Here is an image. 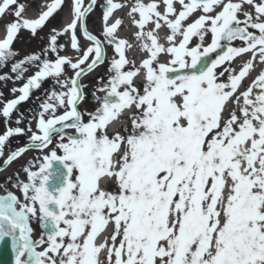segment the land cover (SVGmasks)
<instances>
[{"label": "snow or ice", "instance_id": "snow-or-ice-1", "mask_svg": "<svg viewBox=\"0 0 264 264\" xmlns=\"http://www.w3.org/2000/svg\"><path fill=\"white\" fill-rule=\"evenodd\" d=\"M64 7L69 22L51 25ZM96 7L50 0L26 18L22 0H0L12 264H264V0H104L99 34L87 27ZM125 8L131 39L113 19ZM22 30L38 51L13 47ZM106 62L81 111L82 78Z\"/></svg>", "mask_w": 264, "mask_h": 264}, {"label": "rangeland", "instance_id": "rangeland-1", "mask_svg": "<svg viewBox=\"0 0 264 264\" xmlns=\"http://www.w3.org/2000/svg\"><path fill=\"white\" fill-rule=\"evenodd\" d=\"M22 2L26 3L27 5V10L30 13H38L39 12V8H41L43 5L47 4L48 2H50V0H22ZM104 2V0H101L100 2H97V7L93 9L92 11V15L88 16L87 19V27L90 28L91 32H93L94 34H99V30L97 29L96 23L95 21H97L98 19L95 18L98 17L99 20L101 21V16H102V12L99 9V5L102 4ZM67 7H64L61 11L58 12V14L55 15V18L51 21V25H55L58 28L60 27V23H61V18L62 15L64 13V10ZM12 17L10 15H7L3 18L4 21H11ZM100 23V22H99ZM101 25V23H100ZM4 24L0 23V27L1 29L4 28ZM47 28L44 30V32H47ZM2 31V30H1ZM44 32H40L39 36L43 37L44 36ZM13 47L15 49H18L20 51L21 56L24 55V53H30V52H35L38 51L41 47V39L38 38H31L29 35V32L27 30H22L18 36V38L16 39V41L14 42ZM107 50H112L111 48H107ZM98 68H100V71H96L95 73H90L87 76H84L82 78V81L85 85H87L88 87H93L97 84V77L99 76H104L106 74V69H107V62L105 65H101ZM5 71H7V69H5ZM69 75H71V70L69 69ZM20 83V82H18ZM22 84V83H21ZM13 86V84L11 82H9L7 84V86H3L2 84H0V90H2L4 92V96L6 98H11V95L9 94V89ZM89 107L93 108L94 106L92 104L88 105ZM80 110L85 109V105H80ZM0 125H2L3 128V124L0 123ZM22 126V125H21ZM2 130V129H1ZM32 153H28V156H31ZM23 161H21L22 163ZM17 165H13V167H16ZM9 172L11 171V169L8 170ZM5 173L0 172V181L3 180ZM0 193H3V189H0ZM38 231V230H37Z\"/></svg>", "mask_w": 264, "mask_h": 264}, {"label": "bare ground", "instance_id": "bare-ground-1", "mask_svg": "<svg viewBox=\"0 0 264 264\" xmlns=\"http://www.w3.org/2000/svg\"><path fill=\"white\" fill-rule=\"evenodd\" d=\"M100 1H101V0H97V2H100ZM87 3H89V0H85V4H87ZM43 6H44V5H43ZM43 6H42V7H43ZM42 7H41V9H42ZM126 12H127V9H126V8H125V9H121V10L116 11L115 14H114L113 19H115L116 17H120V18L123 19V21H124V26L121 27V28L119 29V31H118V35L121 36V37L128 36V37L131 39V37H130V33L134 32V31H135V28L131 25V21H130V19L128 18V16L126 15ZM24 15H25L26 18H33V17H35V16L38 15V14H33V13H30L29 11H27V12H25ZM91 15H92V12L89 14V16H91ZM96 16H98V15H96ZM96 16H95V18L98 19V20L95 21V23H96L97 29L100 31V28H101L100 23H101V21H100L99 18H98L99 16H98V17H96ZM69 20H70L69 10H68V8H66V9L64 10V13H63V16H62V20H61L60 27H62V26H63L64 24H66L67 22H69ZM99 22H100V23H99ZM5 27H6V26H4L3 29H1V27H0V37L3 36L4 31H5ZM88 29H89V31H91L90 28H88ZM1 30H2V31H1ZM128 55H129L130 57L136 59L137 62H139V59H140L141 53L139 52L138 49H133L132 51L128 52ZM239 63H240V61H237V64H239ZM96 71H100V68L95 69V70H94V73H95ZM138 82H139V81H137V83H138ZM113 127H116V125H113ZM111 130H112V129H109V131H111Z\"/></svg>", "mask_w": 264, "mask_h": 264}, {"label": "flooded vegetation", "instance_id": "flooded-vegetation-1", "mask_svg": "<svg viewBox=\"0 0 264 264\" xmlns=\"http://www.w3.org/2000/svg\"><path fill=\"white\" fill-rule=\"evenodd\" d=\"M24 54H27V53H24ZM28 74H31V73H27L26 75H28ZM21 83H23V81H20L19 84H21ZM51 85H52L51 79L46 80L43 84V87L40 90H37V91L32 93V96L30 97L29 101L24 102L19 106L20 111L27 113L29 110L34 109L36 104H37L36 97H43L45 90L50 88ZM96 85L93 87H88L86 85V87L84 88V93L86 94V96H85V99L82 103H83V105H85V109H87L89 111H91L96 106L95 101L93 100L92 95H91L92 92L95 90ZM17 95H18V93H17ZM89 104H92L94 107L93 108L89 107L88 106ZM85 109H82V110H85ZM14 115H18V113L14 114ZM85 119H87V117H85ZM21 125H22V127L24 126L23 124H21ZM23 140H26V137L13 138V143L16 145H19L21 143V141H23Z\"/></svg>", "mask_w": 264, "mask_h": 264}, {"label": "water", "instance_id": "water-1", "mask_svg": "<svg viewBox=\"0 0 264 264\" xmlns=\"http://www.w3.org/2000/svg\"><path fill=\"white\" fill-rule=\"evenodd\" d=\"M0 264H12V254L9 243H0Z\"/></svg>", "mask_w": 264, "mask_h": 264}]
</instances>
